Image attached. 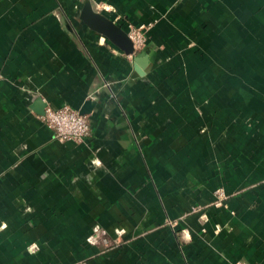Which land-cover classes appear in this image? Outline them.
I'll use <instances>...</instances> for the list:
<instances>
[{"label":"crops","instance_id":"crops-1","mask_svg":"<svg viewBox=\"0 0 264 264\" xmlns=\"http://www.w3.org/2000/svg\"><path fill=\"white\" fill-rule=\"evenodd\" d=\"M237 261L264 264V0H0V264Z\"/></svg>","mask_w":264,"mask_h":264},{"label":"built area","instance_id":"built-area-1","mask_svg":"<svg viewBox=\"0 0 264 264\" xmlns=\"http://www.w3.org/2000/svg\"><path fill=\"white\" fill-rule=\"evenodd\" d=\"M134 50L140 49L144 42V32L131 26L128 32ZM41 120L53 131V134L60 140H83L90 134V120L86 114H82L68 105L54 108L45 107V111L40 115ZM103 242H107L106 237H102ZM235 264H247L243 261H237Z\"/></svg>","mask_w":264,"mask_h":264},{"label":"water","instance_id":"water-1","mask_svg":"<svg viewBox=\"0 0 264 264\" xmlns=\"http://www.w3.org/2000/svg\"><path fill=\"white\" fill-rule=\"evenodd\" d=\"M80 17L83 23L108 37L116 46L127 54L134 53V45L127 32L104 14L96 11L89 1L85 2ZM137 60L142 62V60H139V57H137ZM88 106L87 104L80 112L86 114ZM44 111L45 104H42V110H38V113L43 114Z\"/></svg>","mask_w":264,"mask_h":264}]
</instances>
